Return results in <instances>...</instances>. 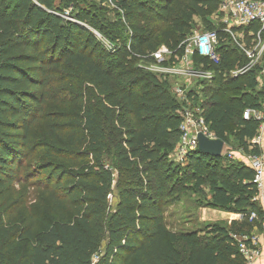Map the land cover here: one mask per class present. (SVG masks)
<instances>
[{
    "label": "trees",
    "instance_id": "obj_1",
    "mask_svg": "<svg viewBox=\"0 0 264 264\" xmlns=\"http://www.w3.org/2000/svg\"><path fill=\"white\" fill-rule=\"evenodd\" d=\"M113 2L124 22L107 21L89 0H40L41 6L0 0V264H92L102 248L103 264L111 257L112 264H247L234 236L262 228L254 172L199 150L183 167L170 164L181 137V105L168 79L132 60L166 46L176 62L196 19L205 31L219 30L210 17L221 0ZM66 8L87 27L64 19ZM137 17L164 27L143 26ZM91 28L116 49L108 51ZM219 38L221 65L203 60L216 78L205 91H194L197 102L220 140L260 155L252 141L261 123L243 118L247 109L264 108L259 69L231 77L248 60L225 43L227 35ZM59 82H67V95L57 90ZM59 96L71 108L48 111ZM106 162L121 174L117 189ZM144 174L150 176L146 188ZM185 181L195 182L197 192L208 185L204 207L242 218L225 226L171 229L161 199ZM16 183L23 186L15 190ZM113 194L118 201L111 212ZM31 203L26 217L16 219L19 208ZM252 212L257 220L250 221Z\"/></svg>",
    "mask_w": 264,
    "mask_h": 264
},
{
    "label": "built area",
    "instance_id": "obj_2",
    "mask_svg": "<svg viewBox=\"0 0 264 264\" xmlns=\"http://www.w3.org/2000/svg\"><path fill=\"white\" fill-rule=\"evenodd\" d=\"M32 1L36 5L41 6L40 0ZM107 3L118 8L113 0H109ZM218 12L220 16H223L222 23L227 26L219 30H209L201 34L196 32L191 35L179 46V48L183 50V55L181 57L175 56L176 60H178L177 65L168 67L166 64H163V66L166 67L159 70V72L167 74L172 78L181 76L183 73L187 76L194 75L193 78L195 79L204 76L205 81L212 83L216 78V72L205 70V62L203 60L215 66L221 65V56L218 49L220 43L219 36L222 32L232 39L234 46L240 50L248 60L245 66L241 69L238 68L237 70L231 71L229 75L236 78L258 68L259 85L264 86V0H221ZM61 16L68 21L87 27L75 18L70 17V13L68 12L61 14ZM252 25H258V29L256 31H249ZM93 33L110 51L116 49L115 45L104 40L99 33ZM247 34L251 38L250 43L246 41ZM159 50L151 54V56H161L163 53H169L171 58L174 56V53L168 48H164L160 50V52ZM195 57H198L203 62L196 63L194 60ZM152 70L155 69L152 68ZM225 77H227V75H225ZM183 85V87H175L174 91H172L176 100L181 105L178 111L181 118L179 127L181 137L175 151L178 160L181 162H185V159L190 153L199 149V135L202 134L209 140L219 139L215 133L211 131L210 126L205 120L204 110L198 104L195 96L197 95L195 93L198 91L194 93V87H191L192 81ZM243 118L244 120L254 119L260 121V130L257 137L252 141V145L261 148L264 133V108L262 110L247 109L243 113ZM221 157L226 158L229 162H242L254 172L253 183L259 192V196L254 199V202H259L264 191V154H247L244 149L234 150L231 145H227L224 142V149ZM257 219V213L252 212L250 221ZM261 225L262 228L260 232L255 231L252 235H245L242 237L234 236L247 264H255L263 254L264 220ZM101 251V253H99V251L94 255L92 264H100L103 262L106 257V251ZM112 261L113 257H111L109 264H112Z\"/></svg>",
    "mask_w": 264,
    "mask_h": 264
},
{
    "label": "rangeland",
    "instance_id": "obj_3",
    "mask_svg": "<svg viewBox=\"0 0 264 264\" xmlns=\"http://www.w3.org/2000/svg\"><path fill=\"white\" fill-rule=\"evenodd\" d=\"M89 2H94L95 4H97L98 6H100L101 8L100 13H102V15L107 19V21H112V23H118V20L124 22L123 16H120L118 14V10L117 8H115L114 6H111L109 3L105 2H101V0H89ZM57 7H63L61 1H58L56 3ZM65 9V8H64ZM73 8H66L65 12L70 13V17L75 18L74 16H72L71 12H72ZM62 13V14H64ZM138 18V22L143 24V26H150V27H164V25L162 23L157 24L156 22L153 21H147V20H141ZM210 20L212 23H214V25L218 28V29H222L224 26H227L225 24L222 23L223 21V16L219 15V12H216L214 15H212L210 17ZM159 25V26H158ZM91 31L93 30V32H97L99 33L104 40L108 41L102 33H100L99 31H94V29H90ZM204 33L205 32V27L202 24V22L199 19H196V25H195V29L192 33V35L194 33ZM131 34V32L129 33V35ZM191 35H189L186 39H188ZM109 42V41H108ZM225 43L227 45H229V47H233V41L230 37L225 38ZM104 45V44H103ZM104 47L110 51L105 45ZM166 49V46H162L160 48V50ZM159 50V52H160ZM158 52V53H159ZM238 53V52H237ZM148 56L144 57V58H136V59H132L134 60L135 64L137 65L138 68H140L141 70L145 71V72H149V73H153L159 77H161V79L164 81L166 79H168V81L170 82V87H171V91H174L175 87H183V84H186L189 81H192V86L194 87L195 92L196 91H205V87L204 85H211V82L209 81H205L204 80V76H201L199 79H195L193 78L194 75L192 76H187L184 75V73L181 76H178L176 78H172L170 76H168L167 74H162L161 72H159V70H162L164 67L168 66V67H174L177 65V61L173 62L171 55L169 53H163L161 56H151V54H147ZM130 59V60H131ZM163 64H166V66H163ZM196 67V66H195ZM198 67V65H197ZM152 68H154L155 70H152ZM239 68V67H238ZM238 68H235L234 70H237ZM242 68V67H241ZM239 68V69H241ZM197 69V68H195ZM198 70V69H197ZM205 70H208L205 68ZM232 77V75H231ZM62 80V79H61ZM206 86V85H205ZM212 86V85H211ZM57 90L58 91H64V93H66V95L68 94L67 91H69V88L67 86V82L65 83H61L59 82L57 85ZM257 91H262L264 92V86L263 85H259ZM63 96H59L58 100H51V102H49V104L47 105V110L51 111V112H61L63 110H69L71 107L67 106L65 103L62 102ZM262 101L264 100V98L261 99ZM180 140H178L173 152L170 153V155L168 156V162L170 164H173L176 166H180L183 167L185 166L181 161L178 160L177 156H176V148L179 144ZM233 142V141H232ZM234 143V142H233ZM235 145V146H234ZM233 147L234 150H238V148H236L237 143L231 145ZM237 162V161H235ZM36 163V162H35ZM34 163V165H35ZM182 163V164H180ZM230 165V164H229ZM106 166L107 168H110L113 172H114V178H115V185H116V189H117V185L119 182V178L121 176V174L119 173V171L114 167V165L111 164V162H106ZM180 175H183V173L181 172ZM176 178H178V175H174ZM149 175L144 174L143 175V182H144V188L147 187L148 185V179H149ZM22 184H14L15 186V190H19ZM23 186V185H22ZM195 182H183L182 185H180V189L176 188L174 189L172 192H170V196H165L164 199H161V202L163 203L164 206V210H165V214H164V218L166 219V222L168 224V226L173 229V230H177L179 231V229H187V230H193L196 229L198 226L195 223H199L197 221H193L198 219L197 218V213L199 212L198 209H196L197 207H203L205 206V204H207V202H209V195L208 193V185L206 183H204V186L201 188L200 192L195 191ZM118 190H116L117 192ZM115 192V193H116ZM15 199L19 198L18 195L13 194ZM31 201H33V199H31ZM118 201V198L115 196V194L112 195L111 200H110V206H111V212H113V208L115 207L116 203ZM34 202V201H33ZM32 205L28 204L26 206H23L22 208H19V210L16 212L15 214V218L19 219V221L23 218L26 217L25 214V210L30 207ZM209 209V208H208ZM25 211V212H24ZM223 213H227V214H232L231 212L228 211H222ZM213 212V211H211ZM215 223V222H214ZM211 224V225H214ZM216 223L218 225H228L227 222H224L223 220H217ZM215 223V224H216ZM23 225V224H22ZM200 225L205 227L207 225L210 224H203L202 222H200ZM101 250H105V248H102ZM100 250L99 253H101L102 251ZM102 256V255H101ZM100 264H103V262H101Z\"/></svg>",
    "mask_w": 264,
    "mask_h": 264
},
{
    "label": "crops",
    "instance_id": "obj_4",
    "mask_svg": "<svg viewBox=\"0 0 264 264\" xmlns=\"http://www.w3.org/2000/svg\"><path fill=\"white\" fill-rule=\"evenodd\" d=\"M261 149L263 151L262 153L264 154V133H263V140L261 143ZM259 204L264 209V191H263V194L261 195V200L259 201ZM198 211H199L197 213L198 219L193 220V221H197V222H199V224H200V222H202L203 224H210L211 225L214 222L216 223L217 220H223L224 222H227V224H231V222L241 219L240 214H227V213H223L219 210H215V209H211V208L208 209L207 207H204V208L200 207V208H198ZM211 211H213V212H211ZM255 264H264V247H263V254H262L261 258Z\"/></svg>",
    "mask_w": 264,
    "mask_h": 264
},
{
    "label": "water",
    "instance_id": "obj_5",
    "mask_svg": "<svg viewBox=\"0 0 264 264\" xmlns=\"http://www.w3.org/2000/svg\"><path fill=\"white\" fill-rule=\"evenodd\" d=\"M224 149V142L220 139L209 140L204 135H199V151L208 156L218 158L221 157Z\"/></svg>",
    "mask_w": 264,
    "mask_h": 264
}]
</instances>
